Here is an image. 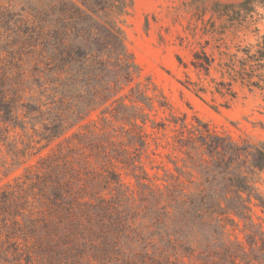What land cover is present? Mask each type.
<instances>
[{
  "label": "trees",
  "instance_id": "obj_1",
  "mask_svg": "<svg viewBox=\"0 0 264 264\" xmlns=\"http://www.w3.org/2000/svg\"><path fill=\"white\" fill-rule=\"evenodd\" d=\"M130 5L0 6V59L5 51L17 60L29 88L25 101L21 88L9 95L0 67V121L5 130L29 128L37 137L20 149L10 145L13 163L21 165L34 143L44 141L43 148L61 139L0 188V264H264V223L252 219L253 206L264 210L257 186L264 142L236 141L195 117L180 123L176 173L165 170L158 183L145 168L147 123L164 126L150 112L166 100L147 93L150 79L140 81L124 43L121 22ZM222 54L216 66L204 51L193 54L198 78L188 77L187 88L197 97L209 91L232 100L235 83L264 88V45ZM95 111L99 129L88 120ZM239 221L243 239L230 238L227 226Z\"/></svg>",
  "mask_w": 264,
  "mask_h": 264
},
{
  "label": "rangeland",
  "instance_id": "obj_2",
  "mask_svg": "<svg viewBox=\"0 0 264 264\" xmlns=\"http://www.w3.org/2000/svg\"><path fill=\"white\" fill-rule=\"evenodd\" d=\"M0 6L19 10L24 6V0H0ZM226 8L227 12H221ZM121 25L126 48L140 68V81L145 84L146 78L150 79L147 93L160 92L166 100L163 107L155 102L150 112L151 119L163 122L164 126L152 129L147 123L146 131L150 133L148 157L143 158L145 168L158 183L164 182L165 170L176 173L171 161L182 165L183 154L175 146L182 120L187 124L194 123L197 117L236 141L264 142V88L249 89L235 83L233 88L237 95L228 101L209 91L199 98L187 88L188 77L191 80L198 78V71L191 64L195 52L202 54L204 51L213 56L216 66L223 57L222 52H233L245 46L255 52L264 45V0H131ZM17 62L5 51L1 52L0 67H5L9 77L7 87H12L9 95L13 88H21L25 101L29 95V88L23 84L27 72L22 76V68L15 66ZM212 75L218 77L213 69ZM207 80H203L204 85ZM88 120L97 129L103 127L98 111L92 112ZM8 127L5 130V124L0 121V188L13 182L26 166L36 165L40 157L56 150V144L61 140L43 148L40 147L44 141L34 143L36 148L30 155L22 157L25 161L17 166L13 163L10 145L20 149L28 137H37L29 128L23 131L19 127ZM5 167L10 169L7 175H4ZM121 172L125 181L132 180L131 176ZM257 186L264 196V170L258 175ZM252 219L264 223V210L253 206ZM227 229L230 238L243 239L241 221L235 226L228 225Z\"/></svg>",
  "mask_w": 264,
  "mask_h": 264
}]
</instances>
